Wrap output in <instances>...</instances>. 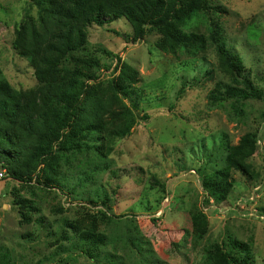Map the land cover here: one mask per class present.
<instances>
[{
  "label": "rangeland",
  "instance_id": "rangeland-1",
  "mask_svg": "<svg viewBox=\"0 0 264 264\" xmlns=\"http://www.w3.org/2000/svg\"><path fill=\"white\" fill-rule=\"evenodd\" d=\"M211 4L208 19L221 25L228 46L264 89V0ZM29 16H37L31 0H0V67L20 91L39 84L35 70L13 49L16 27ZM198 31L208 36L204 23ZM88 32L89 51L101 60L103 85L118 76V58L140 73L138 87L145 98L138 113L128 108L131 135L116 141L107 169L93 173L92 183L77 194L61 187L43 189L35 180L22 184L0 167V261L6 255L11 264H208L207 252L230 236L252 242L254 264H264V101L248 102L242 117L229 101L212 104L211 92L229 77L218 70L211 46L202 58L175 56L156 46L161 38L157 31L134 42L126 18L94 25ZM256 129L261 142L250 162L258 177L250 180L234 172L232 192L224 203H216L203 188L201 171L224 167V145H235ZM100 162L93 153L70 155L63 163L69 185L76 186L84 179L82 170ZM24 199L40 208L29 213L30 223L19 203ZM90 200H110V210ZM196 209L209 223L203 237L194 232ZM92 216L108 240L93 259L73 249L66 225L86 229Z\"/></svg>",
  "mask_w": 264,
  "mask_h": 264
},
{
  "label": "trees",
  "instance_id": "trees-1",
  "mask_svg": "<svg viewBox=\"0 0 264 264\" xmlns=\"http://www.w3.org/2000/svg\"><path fill=\"white\" fill-rule=\"evenodd\" d=\"M31 1L37 16L26 17L16 27L13 49L35 70L38 87L14 89L0 67V167L22 184L35 180L43 189L61 187L77 194L80 187L92 183L93 173L107 169L106 160L116 141L131 135L128 108L138 113L145 98L144 90L138 87L140 73L118 58V76L103 85L101 60L88 47V31L94 25L103 27L126 18L132 25L134 42L157 31L160 50L190 59L202 58L211 46L218 56V70L229 77L228 83H218L211 92L212 104L229 101L242 117L248 102L264 101V89L256 85L243 58L228 46L221 25L208 19L214 9L211 0ZM202 23L208 36L198 31ZM260 142L259 129L247 132L237 144L224 145V167L201 171L203 188L216 203H224L232 192L234 172L250 180L258 177L250 161ZM84 153H93L102 162L82 170L84 179L70 186L63 163L70 155ZM90 201L110 210V200ZM19 203L27 209L24 220L28 223L32 221L29 213L40 212L33 200ZM100 215L107 218L106 212ZM192 222L194 232L203 237L209 225L205 214L196 209ZM66 225L72 230L70 244L80 255L96 258L107 245L95 216L86 229L77 223ZM207 253L208 264L255 263L252 242L230 236ZM0 263L11 264V260L5 255Z\"/></svg>",
  "mask_w": 264,
  "mask_h": 264
}]
</instances>
